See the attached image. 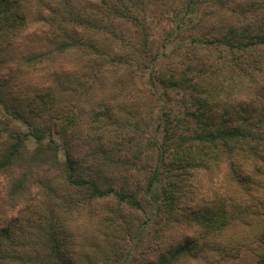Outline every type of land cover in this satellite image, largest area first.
<instances>
[{
	"label": "trees",
	"instance_id": "16d2710c",
	"mask_svg": "<svg viewBox=\"0 0 264 264\" xmlns=\"http://www.w3.org/2000/svg\"><path fill=\"white\" fill-rule=\"evenodd\" d=\"M34 1L39 19L45 20L44 28L36 33L38 43L44 46L39 51L20 54L16 59L17 73L33 75L51 66L55 57L56 60L66 59L77 52L85 53L89 62L82 72H77L79 74L72 72L65 85L62 73L56 70L53 74L63 91L71 90L81 97L89 93L99 72L106 67V56L114 53L112 60L126 64L128 70L130 61L138 68H145L147 82L154 86L159 80L165 95L187 82L185 71L179 79L161 71L156 75L153 66L170 38L155 45L149 26L135 13L137 9L132 0H84L83 4L89 6L90 11L81 13L77 12L75 4L82 0H52L51 4H45V0ZM193 4L196 3H187L188 14L195 11ZM43 9L47 10L48 17H43ZM186 15L175 21L172 34L179 35L193 22V18H185ZM25 16L21 1L0 0V59H3L2 52L18 38L31 37ZM117 20H125L135 29L133 44L119 53L111 46L123 42L124 38L118 27L113 26ZM236 32H217L212 39L193 38L191 42L194 46H222L233 55L264 48V28L251 31L245 27L240 33ZM91 33L106 36L111 45L99 46L94 39L87 38ZM132 71L129 75L134 78L137 71ZM85 76L93 80L89 87L82 86ZM54 88L48 82L36 86L27 102L31 122L28 124L32 127L30 136L37 144L33 151L25 148V138L20 133L6 139L0 136V177L5 176V189L9 187L7 205L31 212V216L21 215L8 223H0L2 263L75 264L57 216L63 204L64 210H69L77 204L126 201L129 206L140 209L145 196L151 207L156 206L157 218L162 219L160 215L164 214L168 223L185 226L179 214L183 208L180 182L204 172L221 175L222 179L214 194L209 195L202 213L190 222L195 228L193 237L168 245L163 228L159 229L162 246L156 259L148 264H221L228 258H238L245 246L254 264H264V117L259 127L254 125L249 110L244 107L222 113L197 107L187 113L193 116L197 126L181 131L186 116L175 115L174 118L162 108L163 114L154 132L144 130L137 121L134 129L128 124L123 126L120 130L127 132L119 135L113 134L106 125L84 135L70 126L72 116L56 113L60 109L56 108L58 97ZM195 101L201 102L200 99ZM162 104L165 107L168 102ZM1 107H8L2 92ZM16 112L20 111L16 109ZM53 131L62 134L66 145L64 161L60 160L59 145L48 138ZM77 145L85 149L81 159L74 154L73 146ZM118 183L121 188H113ZM73 193L78 194L77 203L68 197ZM22 204L27 207H21ZM4 215L6 211H0V221ZM114 222L112 212L106 223ZM130 258L132 253L126 261Z\"/></svg>",
	"mask_w": 264,
	"mask_h": 264
},
{
	"label": "rangeland",
	"instance_id": "374dc122",
	"mask_svg": "<svg viewBox=\"0 0 264 264\" xmlns=\"http://www.w3.org/2000/svg\"><path fill=\"white\" fill-rule=\"evenodd\" d=\"M19 1L26 11L27 32L31 37L18 38L12 46L2 52L3 59H0V92L8 106L0 108L2 139L20 133L25 138L26 149L33 151L37 147L34 138L30 136L32 127L28 124L31 122L27 102L32 97L35 87L46 82L55 87L54 91L58 97L56 108L60 109L56 113L72 116L73 122L70 126L77 128L84 135L96 132L103 125L114 131L113 134L119 135L123 131L127 132L120 130L123 126L128 124L129 128L134 129L137 121L144 130L154 132L163 114L162 108H165L171 117L186 116L190 123L187 125L188 122L185 121L181 131L197 126L193 116L187 115L197 107L200 110L211 109L218 113L233 111L238 106L244 107L249 110L254 125L259 127L262 125L259 121L264 117V48L248 51L244 55H233L222 46H194L191 40L193 38L209 40L216 36L217 32L228 33L235 30L236 33H240L245 27L251 31L261 30L264 28V0H132L137 9L135 13L149 26L148 32L155 45H161L166 38H170L153 66L156 75L161 71L162 74L173 75L179 79L180 74L185 71L187 82L180 88H172L165 95L159 80L154 86L147 82L145 68H138L136 63L130 61L128 70L126 64L112 60L114 57L112 53L110 57L106 56L107 65L99 72V77L89 88V93L81 97L77 93H71V90L63 91L56 84L57 78L53 74L56 70L62 73L64 79L62 84L65 85L72 72L79 74L77 72H82L84 65L89 62L90 58L85 53L77 52L66 59L60 57L56 60L55 57L51 66L44 67L33 75L16 72V59L20 54L33 53L44 46L43 43H38L36 33L45 25V20L38 17L34 0ZM189 1L196 3L193 4L195 11L191 14H188L187 9ZM44 2L51 4L53 1ZM83 2L84 0L75 4L78 13L90 11V7L85 6ZM41 11L43 17H48L47 10ZM184 13L187 14L185 18L191 16L193 22L187 25V29L183 28L179 35L172 34V28L176 26L175 21ZM113 26L118 27L119 33L124 37L123 42L118 41L111 45L105 39L106 36L96 33H91L87 38L94 39L93 41L101 47L111 45L117 53L129 49L135 36L132 24L125 20H117L113 22ZM132 70L137 71L134 78L129 75ZM81 81L82 86L86 84L87 87L93 82L92 78L86 76ZM197 99L201 102H196ZM163 101L168 102L165 107ZM16 109L20 112L17 113ZM50 137L59 145L60 160L64 161L66 145L62 134L53 131L48 134V138ZM73 147L74 154L81 159L84 146ZM140 176L143 177L144 174ZM166 176L164 177L167 178ZM221 179V175L201 172L191 178L188 177L183 183L180 182L183 189V210L181 209L179 214L183 216L185 226L168 223L164 214L160 215L162 219L157 218L156 206L151 207L145 196L142 197L140 209L129 206L126 201L118 203L96 201L89 205L77 204L69 210H64V204L59 206L57 216L67 246L76 259L75 264L153 262L160 252L159 246H162L158 237L159 229L163 228L168 245L175 244L185 237L192 238L195 228L190 222L202 213L205 202L209 195L214 194L215 187L220 186ZM119 183L113 188H121ZM5 186V176H2L0 211H6V215L1 218L0 223H8L9 220L18 219L21 215L31 216V212L25 209L23 211L22 208L8 207L6 201L9 187L5 189ZM72 195L68 197L77 203L78 194ZM79 195L82 198L84 196L81 193ZM21 207L27 206L22 204ZM112 212L115 222L108 224L106 220ZM130 253L132 258L126 261ZM0 264L15 263L0 261ZM221 264H254V260L245 246L238 258H228Z\"/></svg>",
	"mask_w": 264,
	"mask_h": 264
}]
</instances>
